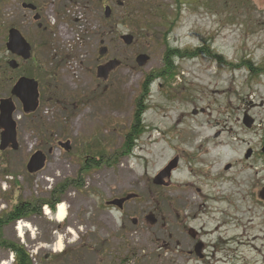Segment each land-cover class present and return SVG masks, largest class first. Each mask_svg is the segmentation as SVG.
I'll list each match as a JSON object with an SVG mask.
<instances>
[{"label":"rangeland","instance_id":"1","mask_svg":"<svg viewBox=\"0 0 264 264\" xmlns=\"http://www.w3.org/2000/svg\"><path fill=\"white\" fill-rule=\"evenodd\" d=\"M13 28L32 47L25 62L8 52ZM125 34L132 45L120 39ZM168 46L206 53L177 58L180 75L170 82L155 76ZM141 54L150 57L143 67ZM113 60L120 64L108 79L97 78V67ZM36 68L40 79L31 76ZM20 77L39 82L40 106L24 115L14 98L19 149L0 151V215L40 203L66 181L80 177L81 185L70 183L61 197L63 224L42 208L20 221L29 225L22 235L19 222L5 227L6 240L24 246L34 264H264V0H0V100ZM149 77L144 131L123 154ZM198 129L207 141L193 139ZM207 150L218 159H200ZM38 151L47 164L30 175L26 165ZM91 159L101 164L86 170ZM175 160L168 185H155ZM134 193L140 198L124 213L106 206ZM199 241L204 259L189 255ZM0 264H15L13 254L1 249Z\"/></svg>","mask_w":264,"mask_h":264},{"label":"water","instance_id":"2","mask_svg":"<svg viewBox=\"0 0 264 264\" xmlns=\"http://www.w3.org/2000/svg\"><path fill=\"white\" fill-rule=\"evenodd\" d=\"M119 5H123L121 2H118ZM24 9H29L35 12L37 7L32 4H23ZM112 15L111 6H106L105 8V16L106 18H110ZM40 15H36L33 19L35 21H39ZM7 49L8 52L13 54L14 56H18L23 59V61H27L32 57V47L28 43V41L23 37L20 31L17 29L9 30ZM121 40L126 44V46L132 45L134 42V37L132 35H122ZM107 52V47L103 48L100 51V55L103 56ZM150 57L149 55L141 54L137 57L138 66H145L149 63ZM119 62L117 60L110 61L105 65H101L97 70V78L102 80H107L110 76L111 72L119 66ZM9 66L12 69H17L19 67V63L16 62L15 59L13 61H9ZM39 83L38 81L28 78L21 77L15 82L11 90V95L15 97L23 106V112L25 114H31L35 112L39 107ZM17 112V106L14 102L13 98H5L0 100V130H1V140H0V151L5 152L9 149L17 151L19 149L18 142V131H17V121L15 118V114ZM195 112L194 114H196ZM246 127L251 128L253 126V120L246 116L243 120ZM51 152V151H50ZM262 152L264 153V146L262 148ZM246 158H250L252 155V151L250 150L246 154ZM48 155L43 151H38L35 154H32L27 166V172L31 175L37 174L43 171L47 164ZM177 162L176 160L171 163L163 172H161L154 180V184L159 186H167L168 184L165 182V178H170L172 175V171L176 168ZM261 198L264 200V190L260 194ZM138 196L134 194H129L125 198L115 199L108 203L109 206H117L119 208H123L124 202L130 200H135ZM148 222L151 224H156L157 220L154 215H150L147 218ZM136 223V222H135ZM201 246L198 245L196 247V254L199 257L201 255Z\"/></svg>","mask_w":264,"mask_h":264},{"label":"trees","instance_id":"3","mask_svg":"<svg viewBox=\"0 0 264 264\" xmlns=\"http://www.w3.org/2000/svg\"><path fill=\"white\" fill-rule=\"evenodd\" d=\"M100 1V0H99ZM113 21V16L107 20L106 22L108 24L112 23ZM206 50H179V49H174L170 46H168L167 50L165 51L163 55V62H164V67L160 69L161 73L160 75L158 72L156 73V78L159 77H164V76H169L170 82L173 81L174 79H177V77L180 75V72H178L177 68L175 67V60L177 58H196L200 56L201 54H205ZM216 58H219L222 61V58L219 56H214ZM39 69L36 68L35 71H37V74H31L34 78L37 77L38 79L41 78L40 71ZM159 71V70H158ZM159 71V72H160ZM249 71H254L252 67H250ZM153 83V79H146L145 82L143 83L142 87V95L139 98V103L137 111L135 112L134 115V122L131 127V129L127 132L125 136V144L123 145V154H132L133 149L135 148V142L140 138V136L143 133V118L145 111L147 108H143L144 106L142 103H145L146 99L150 96V89ZM88 164H92L90 168H95L101 164V160H95L91 159L86 162V165L84 168L86 170L90 169ZM79 179L78 177L77 180H72V181H66L64 183L58 184L52 191H51V196L47 199H43L40 203H29V202H20L16 206L12 207L13 209L11 211L5 212L3 215H0V250H6L9 253H13L15 256V264H34V261L30 257V253L28 252L27 249H25L24 246H22L19 243H15L14 241L6 240L5 234H4V229L6 226L11 224H15L18 221L21 220H29L31 219L30 217L37 215L41 216L43 215L42 213V208L45 205H48L52 211L54 212L56 210V205L59 203H62L61 197L63 194H66L68 192V189L71 184H75L76 186H81L79 184Z\"/></svg>","mask_w":264,"mask_h":264},{"label":"bare ground","instance_id":"4","mask_svg":"<svg viewBox=\"0 0 264 264\" xmlns=\"http://www.w3.org/2000/svg\"><path fill=\"white\" fill-rule=\"evenodd\" d=\"M207 133V130L206 129H198V130H194L193 132V139H196L197 137H204ZM204 140L207 141V138L204 137ZM194 143V142H193ZM213 149H216V148H213ZM208 151V150H207ZM210 152L208 151L206 153L207 156H205V154L203 156H201L200 159H203L204 161L206 160H216L218 159L217 157L214 156V154H210L208 155ZM216 172V171H215ZM214 172V173H215ZM217 177V176H215ZM221 195H218V197H220ZM49 214V210L47 209V215ZM68 214V211H67V206L65 203H62V204H59L58 205V209H57V212H56V220L59 224H63L67 218V215ZM28 229L29 228V225H24V224H21L17 229L18 231L21 233V235L24 233V229ZM210 232V231H209ZM69 233H73L74 234V230L73 229H70L69 230ZM211 233V232H210ZM59 252L62 251L63 247H64V243L62 241V239H60L59 241Z\"/></svg>","mask_w":264,"mask_h":264},{"label":"flooded vegetation","instance_id":"5","mask_svg":"<svg viewBox=\"0 0 264 264\" xmlns=\"http://www.w3.org/2000/svg\"><path fill=\"white\" fill-rule=\"evenodd\" d=\"M197 115V114H196ZM138 196V195H137ZM140 197H137L135 200H137V199H139ZM116 199H118V198H116ZM115 200V199H114ZM111 201H113V200H110V201H108V202H106V206L107 207H111V208H113V209H118L119 211H121L122 213H124L125 212V207H126V205L129 203V202H131V200L130 201H127L126 203L124 202V205H123V208L121 209V208H119V207H117V206H109L108 205V203L109 202H111ZM136 222V221H135ZM135 224H137V223H135ZM191 232V235H192V237H193V239H196L198 236V232L197 231H190ZM199 245L201 246V250L200 251H202L201 252V255H202V257H199L197 254H196V252H195V250L194 251H189V255L190 256H194V255H197L200 259H204L205 258V254L203 253L204 251V248H205V245L202 243V242H200L199 241ZM196 248V247H195Z\"/></svg>","mask_w":264,"mask_h":264}]
</instances>
